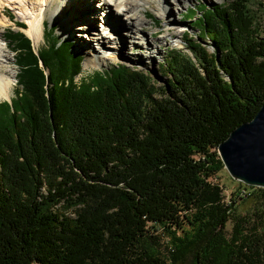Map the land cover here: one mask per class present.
I'll return each mask as SVG.
<instances>
[{
	"label": "trees",
	"instance_id": "1",
	"mask_svg": "<svg viewBox=\"0 0 264 264\" xmlns=\"http://www.w3.org/2000/svg\"><path fill=\"white\" fill-rule=\"evenodd\" d=\"M247 4L189 10L193 56L166 50L164 85L126 65L77 82L53 26L38 52L8 31L22 90L0 106V264H264V189L227 198L217 152L264 100Z\"/></svg>",
	"mask_w": 264,
	"mask_h": 264
},
{
	"label": "rangeland",
	"instance_id": "2",
	"mask_svg": "<svg viewBox=\"0 0 264 264\" xmlns=\"http://www.w3.org/2000/svg\"><path fill=\"white\" fill-rule=\"evenodd\" d=\"M24 4H27V7L33 10L38 9V0H24ZM84 1V2H83ZM88 0H66V7L64 8L63 12L65 15H62L61 12L57 13V18L54 21H50L49 17H46L43 21L42 26V39L39 40L38 43H34L33 39L28 36L27 34V22L24 18H21L20 12L17 10H11L7 4H4L3 6H0V18L5 21V25L0 27V33L3 35V41L8 47V56L10 57V65L12 67V70L14 73H16V81H17V75H18V68L16 66V54L11 50V46L8 44L10 42L6 41V35L8 31L12 32H21L24 33L32 42L33 48L35 52H38L39 50H42L44 47V28L47 25V27L53 26L55 28V39L61 40V41H69L74 44V53H79L83 58L82 63V72L77 77V82H79L82 78L84 80H90L91 75L95 71H101V70H109L111 67L115 65H126L129 68L132 69H138L140 71L146 72L150 74L155 81L158 82L160 85H164L166 81V77L162 73L161 64L163 63L165 56H166V50L170 48H176L183 50L186 54L193 56L190 50L185 46L183 41L185 40V34L187 33L189 36H195L196 31L188 26L189 21H187L184 16H188L189 10L193 8L199 7V5H205L208 7H214V6H221L225 4H229L232 0H178L179 2H175L174 0H171V10H164V15L167 17H163L161 12L158 11V5L156 3H151L143 6V10L140 11L137 15L138 18L141 19L142 25L140 29H143L141 31V35L144 37H147L149 46L148 49L142 48L137 49V47L126 42L125 46L124 43L121 44V47L126 48L127 50L124 51L125 54H113L110 49L102 48L101 52H108L111 54H107V59L104 61V63L98 65V66H84V63L86 59H88V54L84 53V45L83 42L89 43L88 40H85V38H81V36L74 37L71 36V34H82L85 35L82 31L80 33L75 30V27H77L80 24L86 25L89 29H102L103 27H109V25H113V22L110 21L109 18H106V15H101L99 17V13H103L100 11L98 7L95 6L96 0L89 1V4H86ZM82 5L85 4L86 8L82 10H77V6L82 3ZM40 3V2H39ZM92 4V5H91ZM77 5V6H76ZM89 11H87V7L90 6ZM249 11L252 14V17L254 18V24L256 25L257 29L260 31V36L264 37V0H248L247 4ZM36 8V9H35ZM75 11H74V10ZM96 9V11H94ZM162 9V8H161ZM29 11V12H31ZM47 11V7L44 6L41 8L42 14H44ZM93 11V12H92ZM83 12V13H82ZM96 13V14H94ZM105 13V12H104ZM103 13V14H104ZM108 13V12H106ZM172 14V18L174 19L173 28L176 29L178 35L173 36L169 35L170 33L166 30L170 26L168 25V16ZM196 13V12H195ZM146 15V16H145ZM83 16V17H82ZM97 16V18H96ZM192 16V15H191ZM78 19H77V18ZM91 17V18H90ZM112 17V16H111ZM73 18V19H72ZM103 18V19H102ZM114 20V18L112 17ZM62 20V21H61ZM75 20V21H74ZM90 20V21H89ZM95 20V25H91V22ZM24 24L26 29H21L18 25ZM67 24V30L69 31H63L62 28ZM93 28H90V27ZM74 28V29H73ZM112 29V28H111ZM75 30V31H74ZM73 31V32H72ZM123 32L124 29H121ZM153 33V34H152ZM69 34V35H68ZM152 34V35H151ZM189 38V37H188ZM195 38V37H194ZM196 39V38H195ZM201 43V45L207 47L210 52H212V49L210 47V42L205 43L202 41L197 40ZM140 48V46H139ZM98 54V51L95 50V54ZM10 69V68H9ZM90 75V76H89ZM87 76V77H86ZM22 90L21 87L15 83V85L12 86V89L10 91V100L6 99H0V106L5 102L8 105H12L13 100H16L17 92ZM221 184L224 187V195L229 198L232 193H236L239 185L241 183H238L230 178L226 170L224 169L221 174ZM244 210V209H242ZM68 214H70L72 211L71 209L66 210ZM181 264V263H180Z\"/></svg>",
	"mask_w": 264,
	"mask_h": 264
},
{
	"label": "bare ground",
	"instance_id": "3",
	"mask_svg": "<svg viewBox=\"0 0 264 264\" xmlns=\"http://www.w3.org/2000/svg\"><path fill=\"white\" fill-rule=\"evenodd\" d=\"M38 9L31 11L27 7L28 3L24 4V0H0V6L7 4L11 10H17L21 14V18H24L27 22V34L31 37L34 43H38L40 39H42V26L43 21L46 17H49L50 21H54L57 18L58 12H63L66 7V0H38ZM76 1V0H75ZM88 0L86 4H89ZM95 6L100 9L101 12H105L104 14L99 13L96 15H106V18H109L110 21L113 22V25H109V27H103L102 29H89L86 25L80 24L75 27L79 33L82 31L85 35L70 33L71 36L74 37L81 36V38H85L89 43L83 42L84 45V53L88 54V59H86L84 66H98L107 59V54H125L124 51L127 50V47L123 49L121 44L126 42L131 43L134 48L141 49L142 46L145 49H148L149 42L147 37L141 35L140 29L142 25L141 19L138 18V13L143 10V6L151 3H156L158 5V11L161 12L163 17H167L164 15V10H171V0H96ZM175 2H179L178 0H174ZM84 2V1H83ZM80 3L77 6V10H82L86 8L85 4ZM92 5V4H91ZM87 7V11L89 8ZM46 6L47 11L42 14L41 8ZM162 8V9H161ZM36 9V8H35ZM74 10V9H73ZM31 11V12H29ZM75 11V10H74ZM84 11V10H83ZM96 11V9L94 10ZM93 12V11H92ZM108 12V13H106ZM65 13V12H64ZM62 13V15H65ZM83 13V12H82ZM114 20L112 19V17ZM146 16V15H145ZM83 17V16H82ZM102 17V16H101ZM77 18V17H76ZM91 18V17H90ZM97 18V16H96ZM73 19V18H72ZM78 19V18H77ZM103 19V18H102ZM51 21V22H52ZM62 21V20H61ZM75 21V20H74ZM90 21V20H89ZM95 20L91 22V25H95ZM174 19L172 18V14L168 16V29L169 35L177 36L178 33L175 28L171 27L174 24ZM5 25V21L0 18V27ZM63 31L67 30V24L62 27ZM90 28H93L92 26ZM112 28V29H111ZM74 29V28H73ZM121 29H124L122 32ZM74 30V31H75ZM73 32V31H72ZM153 34V33H152ZM151 34V35H152ZM69 35V34H68ZM140 46V48H139ZM102 48L110 49V53L101 52ZM8 47L3 41V35L0 33V99L10 100V91L12 86L15 85L16 81V73L13 72L12 67L10 65V57L8 56ZM126 49V50H125ZM95 50L98 51V54H95ZM10 68V69H9Z\"/></svg>",
	"mask_w": 264,
	"mask_h": 264
},
{
	"label": "water",
	"instance_id": "4",
	"mask_svg": "<svg viewBox=\"0 0 264 264\" xmlns=\"http://www.w3.org/2000/svg\"><path fill=\"white\" fill-rule=\"evenodd\" d=\"M217 152L232 180L264 189V100L252 120L232 130Z\"/></svg>",
	"mask_w": 264,
	"mask_h": 264
}]
</instances>
